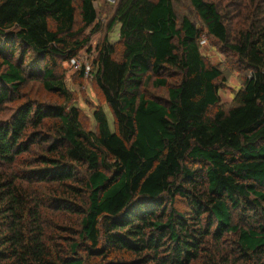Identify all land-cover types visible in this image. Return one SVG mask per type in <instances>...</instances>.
<instances>
[{"label": "trees", "instance_id": "trees-1", "mask_svg": "<svg viewBox=\"0 0 264 264\" xmlns=\"http://www.w3.org/2000/svg\"><path fill=\"white\" fill-rule=\"evenodd\" d=\"M95 2L0 0V264H264V0H190L199 25L119 0L93 61L113 123L98 108L91 132L63 64L102 30ZM204 37L246 74L229 109Z\"/></svg>", "mask_w": 264, "mask_h": 264}, {"label": "rangeland", "instance_id": "rangeland-1", "mask_svg": "<svg viewBox=\"0 0 264 264\" xmlns=\"http://www.w3.org/2000/svg\"><path fill=\"white\" fill-rule=\"evenodd\" d=\"M79 1L80 0H77L78 3ZM118 1L119 0H96L95 6L99 13V25L102 30L92 36L89 47L90 50L86 49L79 57L70 63L63 64L66 85L75 97L73 105L81 110L83 124L85 128L91 132L97 131V124L93 116L95 110L98 108H102L108 115L111 125L113 123L110 110L104 103L94 79L96 68L93 65V61L97 55L96 49L98 45L105 38L112 44L119 41L120 26L115 25L111 31L108 29ZM216 1L225 2L226 0ZM173 2L179 20L187 16L194 22H197L198 25L200 24V20L191 6L190 0H173ZM88 33L89 31L87 34ZM200 45L201 52L206 61L210 65L219 68L223 73L224 82L219 96L221 99V107L229 109L233 106L235 94L241 89L246 74L236 70L237 67L233 58L225 52L217 41L204 37ZM86 72H88V74ZM23 91L27 96L30 95L32 99H37L41 102L49 101V97L39 81H31ZM145 92L150 98L159 99L160 101H165L167 99L166 90L156 89L152 85L146 87ZM19 103L20 102H16L15 106ZM12 107L13 105H8L0 119H6L12 111ZM179 207L182 209L184 208L181 204Z\"/></svg>", "mask_w": 264, "mask_h": 264}, {"label": "built area", "instance_id": "built-area-1", "mask_svg": "<svg viewBox=\"0 0 264 264\" xmlns=\"http://www.w3.org/2000/svg\"><path fill=\"white\" fill-rule=\"evenodd\" d=\"M88 74V72H86Z\"/></svg>", "mask_w": 264, "mask_h": 264}]
</instances>
